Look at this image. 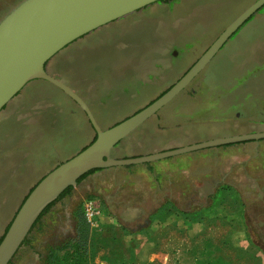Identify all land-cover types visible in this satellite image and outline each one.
<instances>
[{"label":"rangeland","instance_id":"obj_1","mask_svg":"<svg viewBox=\"0 0 264 264\" xmlns=\"http://www.w3.org/2000/svg\"><path fill=\"white\" fill-rule=\"evenodd\" d=\"M20 1L0 0V19ZM174 1L166 0L169 4ZM254 1L179 0L173 10L163 3H151L73 40L55 53L45 68L74 90L89 106L100 127L107 128L170 87ZM243 78L249 79L248 82L236 89ZM254 101H260L256 106L264 104V6L222 45L186 88L159 110L173 113L180 107L183 113L174 114L162 128L157 127L155 113L119 141L112 148L111 156L122 158L169 145L181 147L196 141L261 131L264 123L252 120L258 115L215 120L231 112L233 116L243 114L240 108L256 107ZM209 108L212 111L207 112ZM207 115L212 117H209L210 123L202 120ZM93 135L94 130L79 106L60 89L41 79L27 82L0 109V236L26 190L53 167L78 153ZM263 144V139L256 141L254 154L248 159L264 169ZM225 148L224 145L210 147L113 168L119 169L124 177L131 167L167 163L170 167L166 170L172 171L174 177L194 181L211 176L207 171H196L195 164L201 162L212 168L214 181L227 170L229 176L223 180L233 186H238V179L246 177L250 184H242L244 179L239 184L245 211H208L201 217L203 226L196 223L190 233L195 234L197 247L203 243L201 237L220 246L221 260L214 264H264V211L253 210V189L248 179L252 170H241L243 163L237 164L241 153ZM223 149L226 155L217 154ZM166 170L157 175L152 173L153 180L167 179V175L163 176ZM255 184L258 191L264 192V181L258 180ZM243 188L250 197H245ZM71 194L57 201L42 216L28 236V244L20 247L12 264H39L36 252L45 257L49 253L48 257L54 256L59 264H75L78 253L73 246L81 240L76 238L75 228L80 225L86 228L84 239L87 245L91 244L89 226L98 218L93 222L81 219L80 205L87 195L75 189ZM223 195L222 206L235 208L234 197L230 193ZM214 198L212 194V201ZM99 201L104 204L103 199ZM99 212H104L103 220H107V211ZM184 234L178 231L179 239H184L187 245ZM57 245L66 247L59 250Z\"/></svg>","mask_w":264,"mask_h":264},{"label":"water","instance_id":"obj_2","mask_svg":"<svg viewBox=\"0 0 264 264\" xmlns=\"http://www.w3.org/2000/svg\"><path fill=\"white\" fill-rule=\"evenodd\" d=\"M159 0H22L0 19V109L29 81L54 85L85 113L96 137L85 148L48 171L26 196L0 241V264H8L33 223L68 186L95 168L138 164L202 148L264 138V131L240 133L148 155L115 158L112 148L170 102L206 67L243 22L264 5L255 0L240 12L198 59L163 94L148 105L101 128L86 102L46 71V62L80 36Z\"/></svg>","mask_w":264,"mask_h":264},{"label":"crops","instance_id":"obj_3","mask_svg":"<svg viewBox=\"0 0 264 264\" xmlns=\"http://www.w3.org/2000/svg\"><path fill=\"white\" fill-rule=\"evenodd\" d=\"M243 79L239 83L240 85L236 86V89L249 80ZM259 102L254 101L253 105L256 106V103ZM240 109H242L243 114L233 116V112H231L232 114L220 118L216 117L215 120L228 121L232 117L243 119L249 118L251 115H258L257 119L252 120L264 123V104H259L256 107L243 106ZM192 111L186 112V114L192 113ZM210 111L212 109L209 108L207 112ZM172 112H156L155 119L158 128H162L170 121V118L172 120L174 114L183 113L180 111V107ZM209 117L207 115V118H202V120L208 122ZM261 131H264V128ZM259 140L224 145L227 146L225 148L227 151L234 149L237 153H241L240 161L237 162V164L243 163L241 165H244V168L239 165L241 170H252L251 178L248 179H251L253 189L251 194L254 200V211H264V192L258 191L255 184L258 180L264 181V169L258 166L256 162L253 163L248 159L251 154H254L253 146ZM199 142L202 141H196L193 144ZM179 147L169 145L165 149L156 148L146 154H132L128 157L148 155ZM227 151L223 149L217 154L226 155ZM208 165V163L202 164L201 162L195 164L196 171L202 173L207 171L211 176L208 179L199 178L194 181L174 177L172 171L166 170L170 167L167 163L148 165L147 167H131L124 177L117 168H102L81 180L73 188V192L74 189L77 190V193L81 191L87 197L95 198L99 204V200L103 199V205L106 208L104 209L103 205L100 204V211H107V220H103L104 212H102L95 224L89 226L92 240L91 244L87 245L85 264H214L216 261H220V246L215 242L206 241V237H201L200 241L203 243L197 247L196 236L194 233L191 235L190 231L196 223L200 222L203 226L201 217L205 216L208 211H245L244 198L240 191L242 188L240 189L239 184L242 183V179H244L242 183L244 185L250 184V182L246 177L238 179L236 182L238 186H233L232 183L224 181L223 177L229 176V170L225 172L223 177H220V181H214L211 173L212 168H209ZM163 170H166L163 176L167 175V179L153 180L152 173L157 175ZM30 188L26 191L28 192ZM27 192L23 193L24 196ZM243 192L245 197H250L247 189L243 188ZM228 193L231 194V198L234 197L236 200L235 208H224L221 204L224 198L223 194L228 195ZM212 194L215 195L213 201L211 199ZM217 204L218 207H215ZM182 221L185 223L180 227L179 224ZM179 230L185 233L187 245L184 244V239H179ZM50 264H56V261H51Z\"/></svg>","mask_w":264,"mask_h":264},{"label":"trees","instance_id":"obj_4","mask_svg":"<svg viewBox=\"0 0 264 264\" xmlns=\"http://www.w3.org/2000/svg\"><path fill=\"white\" fill-rule=\"evenodd\" d=\"M169 88V87H168ZM167 88V89H168ZM167 89H165V90H163L160 94H158V96H160L161 94H163ZM157 96V97H158ZM157 97H155L154 99H156ZM154 99H152V100H150L146 105H148L150 102H152ZM145 105V106H146ZM144 107V106H143ZM138 110H140V109H138ZM137 110V111H138ZM117 123V122H116ZM95 137H96V134H95V132H94V135H93V137H92V139L85 145V146H83L82 148H81V150L83 149V148H85L88 144H90L94 139H95ZM119 143V142H118ZM117 143V144H118ZM116 144V145H117ZM115 145V146H116ZM102 168H95V169H91V170H89L88 172H86L85 174H83L82 176H80L78 179H77V184L81 181V180H83L86 176H88L89 174H91V173H93V172H96V171H98V170H101ZM43 177V176H42ZM41 177V178H42ZM40 178V179H41ZM39 179V180H40ZM38 180V181H39ZM37 181V182H38ZM36 182V183H37ZM35 183V184H36ZM35 184L29 189V191L27 192V194L23 197V199L21 200V202H20V204L18 205V207H17V209H16V211L14 212V214H13V216L11 217V219H10V221L8 222V224L6 225V227H5V229H4V231H3V233L1 234V236H0V241H1V239L3 238V236H4V234H5V232H6V230L8 229V226L10 225V223H11V221H12V219H13V217H14V215L16 214V212H17V210L19 209V207H20V205L22 204V202L24 201V199L26 198V196L29 194V192L33 189V187L35 186ZM73 188H74V186H68L67 188H65L62 192H61V194L54 200V201H52L50 204H48L45 208H44V210L41 212V214L38 216V218L36 219V221L33 223V225H32V227H31V229H30V231L28 232V234L26 235V237H25V239L23 240V242L21 243V245L19 246V248L17 249V251L15 252V254H14V256L12 257V259L8 262V264H12L13 263V258L15 257V255L17 254V252H18V250L20 249V247L23 245V244H25V243H27L28 244V236L31 234V232H32V230L34 229V227L40 222V219L42 218V216L45 214V213H47L48 212V210L57 202V201H59L60 199H62V198H64L65 196H67V195H69L70 193H71V191L73 190ZM80 213H81V219H84L83 218V215H82V211L80 210ZM74 218H76L75 217V215L73 216ZM76 219H78V218H76ZM76 230H75V236H76V238L77 239H81V240H77V242H75V246H73V247H75V250H74V248L72 247V249L75 251V252H77L78 254H75V257H74V263L75 264H85V260H86V257H87V250H86V248H87V244H86V239H84V235L86 234V228H82L81 227V225L79 226V227H77V228H75ZM75 238V237H74ZM79 242V243H78ZM58 247H57V249H59V250H62L63 248H65L66 246H63V245H57ZM36 254H37V262L39 263V264H50L51 263V261H56V264H59V262L56 260V258L53 256V257H51V256H49L48 257V255H50L49 253L47 254V256L45 257V255H43L41 252H36ZM48 257V258H47Z\"/></svg>","mask_w":264,"mask_h":264},{"label":"built area","instance_id":"obj_5","mask_svg":"<svg viewBox=\"0 0 264 264\" xmlns=\"http://www.w3.org/2000/svg\"><path fill=\"white\" fill-rule=\"evenodd\" d=\"M95 201L87 197L84 198L81 202L80 210L82 211L84 220H86L87 222H93L99 217V202L97 201L98 204H96Z\"/></svg>","mask_w":264,"mask_h":264},{"label":"flooded vegetation","instance_id":"obj_6","mask_svg":"<svg viewBox=\"0 0 264 264\" xmlns=\"http://www.w3.org/2000/svg\"><path fill=\"white\" fill-rule=\"evenodd\" d=\"M178 1H179V0H175L174 2H172L171 4H169L168 2H166V0H159V1H156V2H154V3H163V4H166V7H167V5H169L168 8L171 6V7H172L171 10H173V9L175 8V6L177 5V2H178ZM263 6H264V5H263ZM253 14H254V13H253ZM253 14H252V15H253ZM252 15H251V16H252ZM251 16H250L249 18H247V19L243 22V24L246 23V21L249 20V19L251 18ZM243 24H242V25H243ZM242 25H241L240 27H242ZM240 27H239L238 29H240ZM238 29H237L236 31H234L233 34H232L230 37H232V36L238 31ZM210 44H211V43H210ZM208 47H209V46H208ZM208 47H207V48H208ZM221 47H222V46H221ZM207 48H206V49H207ZM197 59H198V58H197ZM197 59H196V60H197ZM196 60H195V61H196ZM195 61H194V62H195ZM194 62H193V63H194ZM193 63H192V64H193Z\"/></svg>","mask_w":264,"mask_h":264}]
</instances>
